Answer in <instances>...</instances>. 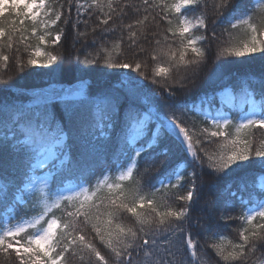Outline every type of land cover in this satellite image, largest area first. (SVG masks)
I'll return each mask as SVG.
<instances>
[{
    "label": "snow or ice",
    "instance_id": "obj_1",
    "mask_svg": "<svg viewBox=\"0 0 264 264\" xmlns=\"http://www.w3.org/2000/svg\"><path fill=\"white\" fill-rule=\"evenodd\" d=\"M68 28L84 51L63 83L48 49ZM213 46L218 90L178 100ZM243 57L264 59V0H0V69L46 77L0 101V264H264V76L233 85L220 64ZM93 74L116 80L93 92ZM253 166L194 218L205 177Z\"/></svg>",
    "mask_w": 264,
    "mask_h": 264
},
{
    "label": "trees",
    "instance_id": "obj_2",
    "mask_svg": "<svg viewBox=\"0 0 264 264\" xmlns=\"http://www.w3.org/2000/svg\"><path fill=\"white\" fill-rule=\"evenodd\" d=\"M75 12L73 11V16ZM59 27V25L57 26ZM55 32L56 29H53ZM73 30L71 28L66 29L65 36L62 37L60 44L56 45L54 48L49 47L48 50L54 51L56 53L63 52L65 56L64 63L62 65L61 71L57 74V79L63 83H71L76 78L75 73H70V69L74 66L73 56L77 52H83V41L77 43L75 48L73 47ZM33 44L36 43L35 40L32 41ZM154 46V45H153ZM215 57V46H213L212 52L209 53L208 62L206 66L202 67L198 85L193 89V91L188 95H178L177 99L183 101L184 103H191L197 101L205 93H212L218 90L219 82L216 81L214 73H216L217 64L214 63ZM162 60L166 58L162 57ZM149 63H151L149 59ZM220 64L222 65L223 76L227 77V82L235 85L236 82L241 78L257 77L260 78L264 76V59L256 58L252 59L251 57L243 58H228L227 60H221ZM55 67V65L53 66ZM33 72L36 70L33 69ZM0 74H2L3 79L7 81L6 84L0 85V101H14L16 99L26 100L28 97L18 95L20 90L24 89H37L45 86L46 77L38 75H29L24 73L23 76H20L16 72V66L13 62H9L7 70L0 69ZM92 85L91 91L95 92L98 88L109 87L115 83L116 78H104L101 76H96L93 74L91 77ZM148 89L150 91H159V86L151 85L150 82L145 81ZM178 87V86H177ZM157 103H162L157 99ZM264 137V132L257 131V139ZM215 148V145L209 146V151H212ZM173 160V164H175ZM11 163V157L7 152L0 153V171L8 172L9 165ZM100 168H97V173L100 172ZM192 170L191 166L188 167V171ZM258 167L253 166L252 168L246 170V172L238 174L236 176L225 177L221 180H213L208 177H205L203 182V187L199 192V202L195 205V211L193 216L199 214L200 208H202L206 202L212 203L216 201L217 196L219 195V190L223 189L226 184L231 181H237L240 175H243L246 180L251 183L253 181H258V173H260ZM159 173H154L151 182H154L155 176ZM149 181H145V191H149L148 188ZM198 186L200 181H197ZM215 185V187H213ZM235 187V184H234ZM182 194V193H181ZM160 194L158 193L157 196ZM5 211V209H0V213ZM242 209L237 205L236 214L239 215ZM221 228L219 231L227 238L232 240H238V233L234 231L235 228L239 226V221H229L227 222V227H224V222H221ZM198 229H193V237L199 239L200 244L204 243L202 237H196V232ZM91 238V237H90ZM97 246L101 249L102 253L107 255L106 250L102 245L99 244V241H96ZM212 256L211 250H208V255L204 259V264H209V258Z\"/></svg>",
    "mask_w": 264,
    "mask_h": 264
}]
</instances>
